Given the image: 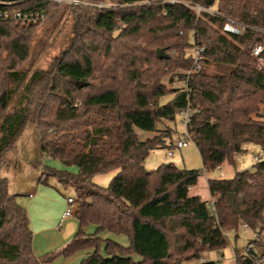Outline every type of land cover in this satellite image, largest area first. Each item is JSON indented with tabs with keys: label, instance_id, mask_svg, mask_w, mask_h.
<instances>
[{
	"label": "trees",
	"instance_id": "1",
	"mask_svg": "<svg viewBox=\"0 0 264 264\" xmlns=\"http://www.w3.org/2000/svg\"><path fill=\"white\" fill-rule=\"evenodd\" d=\"M109 1L117 7L25 5L46 11L47 19L60 15L49 30L64 12L69 23L58 53L32 72L22 65L45 46L36 27L0 21V166L15 151L26 124L34 122L44 158L77 168L73 173L44 167L38 181L47 186L55 179L71 187L78 221L65 247L35 257L28 213L0 176V264H51L89 249L93 252L79 264H216L203 261L202 254L224 249L226 231L236 232L244 223L252 231L264 225V161L231 178L208 179V193L217 200L215 219L206 202L188 193L199 170L171 163L146 170L151 151L171 148L164 141L170 132L143 140L137 132H157L161 120L173 121L189 106L187 130L195 137L203 170L234 164L233 157L246 151L244 144L264 150V35H226L221 19L196 18L191 9L161 0L140 6L130 4L141 0ZM195 2L264 29V0ZM191 30L204 48L202 68L189 75L187 92L168 93L161 80L173 69L191 68L183 52L191 46ZM256 44L263 45L259 69L251 55ZM160 49L167 58H159ZM167 94L173 100L160 105ZM113 170L118 172L106 188L93 183L95 176ZM230 194L235 211L228 206ZM88 225L95 227L91 234L84 231ZM104 232L126 236L130 246L101 238ZM235 255L236 264H251L237 250Z\"/></svg>",
	"mask_w": 264,
	"mask_h": 264
},
{
	"label": "rangeland",
	"instance_id": "2",
	"mask_svg": "<svg viewBox=\"0 0 264 264\" xmlns=\"http://www.w3.org/2000/svg\"><path fill=\"white\" fill-rule=\"evenodd\" d=\"M59 16V14H56L53 18L46 19L44 23L36 26V34L45 46L43 50L38 55H36V58H32L29 62H25L22 65V68H30L29 71L32 72L36 68H41L48 59L58 53L62 41L64 40L63 35L66 31H68L69 23L67 13H63L60 21L58 22V26L55 29L49 30L48 28L52 27V25L56 22L55 20H57ZM185 50L187 49L183 50L184 53L186 52ZM29 63H31L30 66ZM166 71H168V69H166ZM186 72L187 71H184L183 69H173L172 72H169L166 79L161 80L162 83L166 85L168 93H172L174 89H178L179 87L183 86V83L181 82V74L185 75ZM172 98L173 94L162 96L159 98V104L165 105L171 102L173 100ZM13 105L14 103L9 106L5 113L11 112ZM174 115L175 117L173 121L163 119L156 125V130L161 129L157 133L137 131L139 138L143 140L145 138L159 136V134H164L168 130L171 133H169V137H166L165 139L166 145L170 146L171 142L174 143L176 140L181 139L185 133L184 125L182 123L183 116L178 112H176ZM19 135L20 136L17 138L15 143V151L10 153L7 157V160L0 166V176L3 177L6 182H8L9 194L16 196L18 201L20 200L24 203L26 201L27 203L29 202V197L27 196L29 193L33 194L36 190L39 183L38 178L44 167H52L62 171L67 170L73 173L77 171V168L67 167L61 165L57 160L44 158L42 150H40V134L34 122L27 123ZM244 149L246 151L238 153V155L233 157L234 164L227 161L217 169L205 171L203 170L202 161L200 159L197 147L193 144L182 150H174L172 147H159L158 149H155L149 153L145 161V168L146 170L151 171L156 169L162 163H171L180 169L199 170L200 175L198 182L192 187L190 193L191 195H198L202 198V200H206L208 202L210 199V193H208L207 186L208 179L231 178L235 172L252 171L254 165L257 163V161L254 160V156L257 154H263V149L256 144H244ZM169 150L173 151L174 153L172 157L167 156ZM117 172V170H113V172L97 175L92 179L93 183L102 188H106ZM50 184L58 186L57 188L60 191L58 196L62 199L66 200L68 196L73 198L76 197L74 190L71 187H63L55 179H50ZM55 206L56 205L51 202L47 206V210L55 214L57 211ZM24 209L26 210V206H24ZM54 216H58V214H55ZM56 218L57 220L60 219L59 216ZM71 220H75L73 216ZM68 222L69 220L61 225L63 231L67 229L66 227ZM84 231L86 233H92L94 231V227H86ZM108 235L113 236L107 232H104L101 234V237L108 238ZM226 237L227 240H229V243L219 252L225 255L224 258L219 260V264H236L233 249L240 252L241 249L249 242V240H251L252 232L247 231L244 233L242 225H240L236 232L233 230L226 231ZM209 252L210 253L206 255L207 257L217 258L216 251Z\"/></svg>",
	"mask_w": 264,
	"mask_h": 264
},
{
	"label": "built area",
	"instance_id": "3",
	"mask_svg": "<svg viewBox=\"0 0 264 264\" xmlns=\"http://www.w3.org/2000/svg\"><path fill=\"white\" fill-rule=\"evenodd\" d=\"M29 2H40V3H53L58 7H85L96 10H107L108 8H116L114 4H112L109 0L104 1H85V0H0V21H9L17 26L22 28H30L36 27L44 23L47 19L46 11L42 9L35 8H26L25 5L29 4ZM160 3L167 4H179L185 8H189L194 12L196 18L201 17L203 14L211 16L215 19L222 20L221 30L224 34L230 36H242L244 33H258L264 35V29L255 25H249L240 23L238 21H234L232 19L225 18L223 15L218 13L213 7L202 6L195 2V0H161ZM141 4H154L151 0H141L139 3H134L130 5H138ZM182 32H180V35ZM190 43L191 46L185 50V57L190 59L191 68L189 71L185 73V77L181 82L183 83L182 87H179L178 90L187 92V79L192 72H198L201 70V64L203 62V50L201 44L197 43V35L194 31L189 32ZM263 45L256 44L251 48V55L256 59L257 68L259 69L262 66V59L260 57ZM180 115L183 116L182 123L184 125L185 133L183 134L181 139L176 140L174 143L171 142L170 147L174 150H182L184 148L189 147V145L193 144L195 146L196 140L193 134L189 133L187 130V126L190 123V117L192 113V109L187 106L186 108L178 111ZM173 151L168 152L167 156L172 157ZM254 160L257 162L264 161V150L262 155H255ZM31 197V195H29ZM217 200L212 198L208 204L207 209H209L210 215L216 219L217 212L215 208ZM75 200L73 198H67L64 213L62 215L61 221L66 220L74 216L75 212ZM242 229L244 232L251 231L252 238L251 240L241 249L239 255H242L245 259H247L251 264H264V225L256 228V230L252 231L248 227L246 223L242 224Z\"/></svg>",
	"mask_w": 264,
	"mask_h": 264
},
{
	"label": "crops",
	"instance_id": "4",
	"mask_svg": "<svg viewBox=\"0 0 264 264\" xmlns=\"http://www.w3.org/2000/svg\"><path fill=\"white\" fill-rule=\"evenodd\" d=\"M159 130H161V129H159ZM159 130H156V131L159 132ZM157 132H155V133H157ZM168 132H170V131H168ZM165 139H164V141L166 142ZM146 159H145V161H146ZM145 161H144V166H146ZM57 187L58 186L51 185L50 182H49V185H47V186H44V185H41L38 183V186H37L36 190L34 191V193L33 194L29 193L27 196V197H29V195H31V197H29V202L26 203V201H25V203H24L20 200L18 201V199H17L18 205H20L23 208H24V206H26L25 211H26V213H28L29 228L31 229L32 234H33L32 250H33V254L35 255V257L36 256L41 257L43 255L52 254V252H57V251L61 250L63 247H65L67 245V242L78 231V221L75 219L74 216H73V218L75 219L74 221L71 220L72 217L67 218L64 221H61L62 215L64 213L63 211L65 209L66 200H67V198H73V197L68 196L66 198V200L62 199L61 197L58 196L60 191ZM191 189H189V192H188L190 194V196L193 195V194L191 195V193H190ZM73 199L75 200V198H73ZM200 199L202 200L201 197H200ZM211 199H212V197L210 195V199L208 200V202ZM202 201H204V202H206V204H208V202L206 200H202ZM51 202H53L56 205L55 207L57 208V211L55 214H58V216L60 217L59 220H57V218H56L58 216H54L55 215L54 213H51L47 210V206ZM67 220H69V222L67 223V227H66L67 229L65 231H63L61 228V225L65 222H67ZM89 226L93 227L92 225H88L86 227L88 228ZM94 230H95V227H94ZM244 233H246V232H244ZM87 234H91V233H87ZM111 235H113V234H111ZM100 237H101V234H100ZM107 237L108 238H103V237H101V238L109 239L112 242H116L124 248H128L130 246V242H128L127 237L124 235L114 234L113 236L108 235ZM228 243H229V240H228ZM220 251H216L217 252L216 253L217 258L207 257L206 255L209 254L210 252L204 253V254H202V260L205 262L206 261L207 262L213 261L216 264H219V260L221 258H224V256H225V255H223V253H219ZM235 251L236 250L233 249L234 255H235ZM92 252H93L92 249L76 252L72 256L67 257V259H64L62 257L56 258V259H54V261L51 264H79L85 256H87L88 254H91ZM100 253L103 254V247L101 248ZM132 258L135 261H141V258H139L136 255H132ZM235 259H236V255H235Z\"/></svg>",
	"mask_w": 264,
	"mask_h": 264
},
{
	"label": "water",
	"instance_id": "5",
	"mask_svg": "<svg viewBox=\"0 0 264 264\" xmlns=\"http://www.w3.org/2000/svg\"><path fill=\"white\" fill-rule=\"evenodd\" d=\"M158 52H159V54H158L159 58H167V54L162 49H160ZM76 86H78L77 83H76ZM234 202H235V195L230 194L228 196V206H229V208L232 209V211H235Z\"/></svg>",
	"mask_w": 264,
	"mask_h": 264
}]
</instances>
